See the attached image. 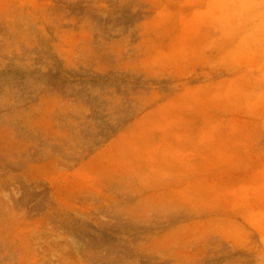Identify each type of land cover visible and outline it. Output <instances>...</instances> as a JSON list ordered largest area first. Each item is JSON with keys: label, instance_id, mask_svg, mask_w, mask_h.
I'll list each match as a JSON object with an SVG mask.
<instances>
[{"label": "rangeland", "instance_id": "374dc122", "mask_svg": "<svg viewBox=\"0 0 264 264\" xmlns=\"http://www.w3.org/2000/svg\"><path fill=\"white\" fill-rule=\"evenodd\" d=\"M0 264H264V0H0Z\"/></svg>", "mask_w": 264, "mask_h": 264}]
</instances>
